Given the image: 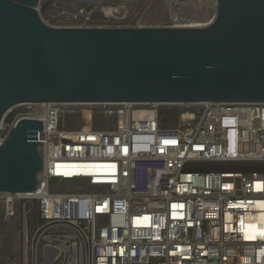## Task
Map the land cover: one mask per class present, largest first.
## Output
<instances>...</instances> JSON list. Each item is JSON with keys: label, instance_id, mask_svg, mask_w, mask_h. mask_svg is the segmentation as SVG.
<instances>
[{"label": "built area", "instance_id": "built-area-1", "mask_svg": "<svg viewBox=\"0 0 264 264\" xmlns=\"http://www.w3.org/2000/svg\"><path fill=\"white\" fill-rule=\"evenodd\" d=\"M196 1L170 26H195L177 21ZM25 105L45 123L41 186L0 196L9 218L23 204V264H264V103Z\"/></svg>", "mask_w": 264, "mask_h": 264}, {"label": "water", "instance_id": "water-1", "mask_svg": "<svg viewBox=\"0 0 264 264\" xmlns=\"http://www.w3.org/2000/svg\"><path fill=\"white\" fill-rule=\"evenodd\" d=\"M41 1L0 0L2 124L25 104L264 103V0H217L204 26L85 27L47 23ZM44 129L29 116L9 128L0 196L39 190Z\"/></svg>", "mask_w": 264, "mask_h": 264}, {"label": "rangeland", "instance_id": "rangeland-1", "mask_svg": "<svg viewBox=\"0 0 264 264\" xmlns=\"http://www.w3.org/2000/svg\"><path fill=\"white\" fill-rule=\"evenodd\" d=\"M188 2L189 0H102L100 2L42 0L39 11L43 19L53 26L75 24L74 19L71 16L63 15V12L76 11L80 8L93 11V20L96 24L165 26L174 24L173 12L182 9L178 7ZM196 2L198 6L192 8V15L199 21L201 20L200 23H205L207 19L215 15L216 0H197ZM105 6L116 8V16L122 17V19L110 18L107 20L102 10ZM12 114L15 116L13 119L15 121L23 114L40 116L42 110L35 105H21L14 108L6 116L3 125H0V137L6 136L9 128L14 124V121L9 118ZM21 207L23 204H18L16 210L18 213L13 218H9L5 198H0V264H23V210Z\"/></svg>", "mask_w": 264, "mask_h": 264}, {"label": "bare ground", "instance_id": "bare-ground-1", "mask_svg": "<svg viewBox=\"0 0 264 264\" xmlns=\"http://www.w3.org/2000/svg\"><path fill=\"white\" fill-rule=\"evenodd\" d=\"M192 2H190V4H191ZM216 3V2H215ZM177 6V5H176ZM197 11V10H196ZM213 17L214 16H212L210 19H207V23H197V22H200L198 19H192V20H179V21H177V22H186V21H189V22H192V24H194L195 26H204V25H206V24H208L209 22H211L212 21V19H213ZM2 123H0V125H1Z\"/></svg>", "mask_w": 264, "mask_h": 264}, {"label": "trees", "instance_id": "trees-1", "mask_svg": "<svg viewBox=\"0 0 264 264\" xmlns=\"http://www.w3.org/2000/svg\"><path fill=\"white\" fill-rule=\"evenodd\" d=\"M14 117H15V116H13V114H12L9 118L13 120V119H15ZM13 121H14V120H13ZM255 169H257V168H255Z\"/></svg>", "mask_w": 264, "mask_h": 264}]
</instances>
